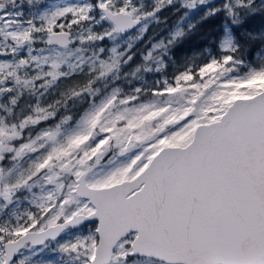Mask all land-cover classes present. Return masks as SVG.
Here are the masks:
<instances>
[{"label":"snow or ice","instance_id":"obj_1","mask_svg":"<svg viewBox=\"0 0 264 264\" xmlns=\"http://www.w3.org/2000/svg\"><path fill=\"white\" fill-rule=\"evenodd\" d=\"M0 264H264V0H0Z\"/></svg>","mask_w":264,"mask_h":264},{"label":"trees","instance_id":"obj_2","mask_svg":"<svg viewBox=\"0 0 264 264\" xmlns=\"http://www.w3.org/2000/svg\"><path fill=\"white\" fill-rule=\"evenodd\" d=\"M217 23V21H209L207 24L201 26L197 35L191 36L180 48H177L175 52L182 51L183 54L182 57H178V54L176 55V62H181L184 56H189L188 53L191 52L192 54V50L197 51L203 47H206L207 45L203 40V35L211 32L213 27H215ZM259 25L260 21L257 20L253 22L252 26L259 27ZM206 27H209V29H207ZM148 46L150 45L145 40H143L140 44L134 47L133 51L135 52V56L129 67L136 66L141 62V55L146 51ZM168 71L169 73H171L172 71H174V68L170 67Z\"/></svg>","mask_w":264,"mask_h":264},{"label":"flooded vegetation","instance_id":"obj_3","mask_svg":"<svg viewBox=\"0 0 264 264\" xmlns=\"http://www.w3.org/2000/svg\"><path fill=\"white\" fill-rule=\"evenodd\" d=\"M215 2V0H214ZM148 3H151V0H148ZM161 18L163 19L164 17H167V23H161L159 25L153 24L150 26L149 28V32L148 34L144 37V40L147 42L148 41V37L149 36H153L155 35V38H160L163 35L167 34V31L170 30L173 25L176 23L177 20V16L172 14V11L170 9H165L164 11H162L160 13ZM207 29H209V27H206ZM148 43V42H147ZM192 52H194V50H192ZM178 54V57L181 56L182 57V51H178L175 52V56ZM189 55H191V52L188 53ZM185 57V56H184Z\"/></svg>","mask_w":264,"mask_h":264},{"label":"rangeland","instance_id":"obj_4","mask_svg":"<svg viewBox=\"0 0 264 264\" xmlns=\"http://www.w3.org/2000/svg\"><path fill=\"white\" fill-rule=\"evenodd\" d=\"M50 2H54V0H50ZM145 2L148 3V0H145ZM143 40H144V39H143ZM143 40L138 41V42L136 43V45L140 44ZM136 45H135V46H136ZM135 46H134V47H135ZM130 65H131V62H130L129 65L126 66L125 71H129V70H131V69H133V68L135 67V66H133V67H129ZM147 78H148L149 82H151V80L154 79L153 76H148Z\"/></svg>","mask_w":264,"mask_h":264}]
</instances>
